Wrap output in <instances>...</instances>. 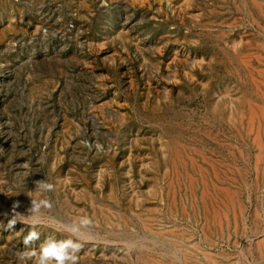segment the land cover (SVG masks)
<instances>
[{"label":"rangeland","instance_id":"1","mask_svg":"<svg viewBox=\"0 0 264 264\" xmlns=\"http://www.w3.org/2000/svg\"><path fill=\"white\" fill-rule=\"evenodd\" d=\"M70 238L264 264V0H0V264Z\"/></svg>","mask_w":264,"mask_h":264},{"label":"clouds","instance_id":"2","mask_svg":"<svg viewBox=\"0 0 264 264\" xmlns=\"http://www.w3.org/2000/svg\"><path fill=\"white\" fill-rule=\"evenodd\" d=\"M36 187L38 191L50 192L53 189V185L47 183L44 180L36 182ZM43 206H50L47 201L39 202ZM31 208L35 212L37 210V202L31 201ZM15 207L13 206V218L9 220V227L14 228L18 222L16 217L23 216L19 212H15ZM32 223L38 224L39 220L36 217H32ZM27 222V220L23 221ZM91 221L87 217H82L79 219L78 223H73L72 225L66 226L65 230L68 231L72 236H76L80 227L90 224ZM39 239V234L30 231L25 237V245H28L33 240ZM81 245L77 240L74 239H64V240H55L47 239L41 243L38 253L33 252L32 255L35 256V264H76V255L80 251ZM19 259H25V253L19 254Z\"/></svg>","mask_w":264,"mask_h":264}]
</instances>
